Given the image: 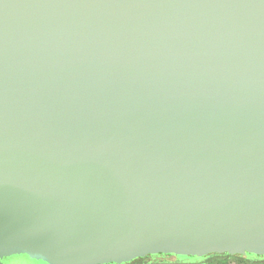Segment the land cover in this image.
<instances>
[{
  "label": "water",
  "instance_id": "1",
  "mask_svg": "<svg viewBox=\"0 0 264 264\" xmlns=\"http://www.w3.org/2000/svg\"><path fill=\"white\" fill-rule=\"evenodd\" d=\"M264 255V0H0V257Z\"/></svg>",
  "mask_w": 264,
  "mask_h": 264
},
{
  "label": "rangeland",
  "instance_id": "2",
  "mask_svg": "<svg viewBox=\"0 0 264 264\" xmlns=\"http://www.w3.org/2000/svg\"><path fill=\"white\" fill-rule=\"evenodd\" d=\"M159 253V254H155V255H151L150 257L146 258L143 260V263L141 264H189V262L187 261H178L176 259V255H192V254H185V253ZM28 257L30 260H43L45 262V264H49L47 263L46 260H44L41 257H32L26 253H17V254H12L9 255V257ZM192 256H197V255H192ZM244 256L246 259L248 257V260L251 261H264V255L261 256H257V255H253L250 253H246L244 252V254L242 255ZM11 257V258H12ZM203 264H243L241 261V258L239 257H235V258H229L226 260L220 259V258H213V259H209V260H204ZM257 264H264V262H259Z\"/></svg>",
  "mask_w": 264,
  "mask_h": 264
},
{
  "label": "snow or ice",
  "instance_id": "3",
  "mask_svg": "<svg viewBox=\"0 0 264 264\" xmlns=\"http://www.w3.org/2000/svg\"><path fill=\"white\" fill-rule=\"evenodd\" d=\"M136 257H112L106 264H135ZM178 261H187L189 264H203L204 256L176 255ZM0 264H45L43 260H30L28 257H12L0 260Z\"/></svg>",
  "mask_w": 264,
  "mask_h": 264
},
{
  "label": "trees",
  "instance_id": "4",
  "mask_svg": "<svg viewBox=\"0 0 264 264\" xmlns=\"http://www.w3.org/2000/svg\"><path fill=\"white\" fill-rule=\"evenodd\" d=\"M244 253H241V254H228V253H209V254H205L204 257H206L205 260H211L213 258H220V259H223V260H226V259H229V258H235V257H239L241 258V261L243 264H257L259 262H264V261H251V260H248L246 259L244 256H242ZM151 255H146V256H143V257H137V259L135 260V264H141L143 263V260L150 257ZM166 256H169L167 255L166 253Z\"/></svg>",
  "mask_w": 264,
  "mask_h": 264
},
{
  "label": "flooded vegetation",
  "instance_id": "5",
  "mask_svg": "<svg viewBox=\"0 0 264 264\" xmlns=\"http://www.w3.org/2000/svg\"><path fill=\"white\" fill-rule=\"evenodd\" d=\"M11 257H12V256H10V257H9V256H3V257H0V260H3L4 258H9V259H10ZM47 263H48V262H47Z\"/></svg>",
  "mask_w": 264,
  "mask_h": 264
},
{
  "label": "clouds",
  "instance_id": "6",
  "mask_svg": "<svg viewBox=\"0 0 264 264\" xmlns=\"http://www.w3.org/2000/svg\"><path fill=\"white\" fill-rule=\"evenodd\" d=\"M247 259H248V257H247Z\"/></svg>",
  "mask_w": 264,
  "mask_h": 264
}]
</instances>
